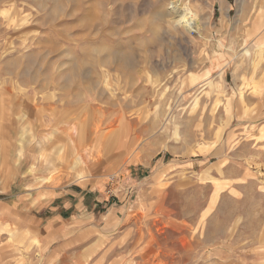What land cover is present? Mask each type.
<instances>
[{
    "label": "rangeland",
    "instance_id": "374dc122",
    "mask_svg": "<svg viewBox=\"0 0 264 264\" xmlns=\"http://www.w3.org/2000/svg\"><path fill=\"white\" fill-rule=\"evenodd\" d=\"M263 63L264 0H0V264H264V98L239 80ZM74 185L115 219L45 244V188Z\"/></svg>",
    "mask_w": 264,
    "mask_h": 264
},
{
    "label": "crops",
    "instance_id": "0c3cea01",
    "mask_svg": "<svg viewBox=\"0 0 264 264\" xmlns=\"http://www.w3.org/2000/svg\"><path fill=\"white\" fill-rule=\"evenodd\" d=\"M249 18L248 16V19ZM241 29L245 42L247 30L249 29L245 26ZM257 37H259V34L254 38H250L245 43H252L251 46H256ZM224 63L226 64V61L222 64L225 66ZM240 74V82L245 83L243 89H247L246 83H250L249 88L254 91L257 97L254 102L253 96L250 97V99H252V105H256L257 108L260 107L263 104L260 100L264 98V63L258 68L256 73L251 69L244 68ZM256 119L257 122H260L262 119L264 120V109H257ZM240 124L239 127L241 129L247 126L244 122ZM250 125H252V123ZM74 186L75 187L45 188V197H41L40 199L43 204L45 203V213L49 214L45 216V244L52 242L51 240L56 237H60L63 232L71 235L73 239H92L96 242L99 235L104 234V230L102 231L103 227L97 228L95 226L97 221L99 220V222L104 223L105 218H107V220L108 218L109 220L115 219L114 215L118 210L113 209V211H111L108 208L107 203H109V199H106L99 191L93 190L91 187ZM105 208H107V212L101 214V209L104 210ZM62 254L63 253L59 252V250H56L49 257L53 259V263H56L61 258ZM75 254L76 255H72V257L74 259L77 258L79 264H85L87 261L90 262L91 259L100 257L101 260H97L94 264H101L108 252L104 250L92 251L90 249ZM78 263L71 262V264Z\"/></svg>",
    "mask_w": 264,
    "mask_h": 264
},
{
    "label": "bare ground",
    "instance_id": "6f19581e",
    "mask_svg": "<svg viewBox=\"0 0 264 264\" xmlns=\"http://www.w3.org/2000/svg\"><path fill=\"white\" fill-rule=\"evenodd\" d=\"M224 11V10H223ZM178 15L175 17V22L178 27H180L181 29H183L189 36H191L192 33H195V34H198L199 36L203 37L202 35V30L200 28V24L199 22L197 21V18H196V14L194 13V11H192V9H189V8H186V7H183V6H178ZM227 16L224 15V19H227L226 18ZM204 38V37H203ZM216 52V51H215ZM246 54L247 55H250V51L247 50L246 51ZM109 58L111 59H116V60H119L121 61V63L123 62H128V58L129 57H126L124 55H122L121 53H117V54H114V55H109ZM131 59V57H130ZM133 60V59H132ZM125 66V65H124ZM207 74V73H206ZM207 76V75H206ZM207 78V77H206ZM71 79V78H70ZM218 86V85H217ZM217 88V87H216ZM21 151V150H20ZM18 154H21V153H18ZM81 158V157H80ZM79 158V159H80ZM85 158V157H84ZM50 165V164H48ZM262 167V166H261ZM55 168V167H54ZM260 169H258V172H259ZM53 175V174H52ZM262 179L264 180V174H259ZM161 219V218H160ZM109 226V225H108ZM163 226V225H162ZM224 245V244H223ZM207 251V250H206ZM133 254H137V249H133L132 251ZM131 254V252L129 253V255ZM138 261V260H137ZM141 261V260H140ZM147 262V261H146ZM138 263V262H137ZM125 264V263H124ZM139 264V263H138Z\"/></svg>",
    "mask_w": 264,
    "mask_h": 264
}]
</instances>
